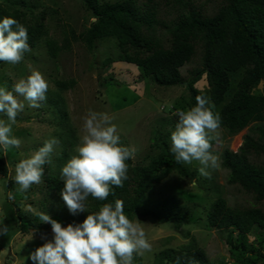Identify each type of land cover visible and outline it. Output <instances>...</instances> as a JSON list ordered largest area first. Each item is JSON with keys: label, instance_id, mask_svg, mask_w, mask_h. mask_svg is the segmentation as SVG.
Segmentation results:
<instances>
[{"label": "trees", "instance_id": "16d2710c", "mask_svg": "<svg viewBox=\"0 0 264 264\" xmlns=\"http://www.w3.org/2000/svg\"><path fill=\"white\" fill-rule=\"evenodd\" d=\"M83 2L98 22L91 20L81 32L64 25L61 41L49 36L48 26L43 21L44 13L29 18L16 5L0 3V19L10 16L23 24L28 29L30 49L44 44L52 59L70 50L76 42H81L92 52L98 41L114 39L112 51L104 59L105 66L119 62L132 64L162 87H184L188 108L195 106L198 95L209 98L215 105V112L221 116V127L230 138L248 128L237 151L226 146L221 153L226 184L242 194L243 200L231 203L226 195L218 192L209 206L207 221L211 227L225 232L229 256L235 264H264V0ZM186 65L190 68L184 73L182 68ZM203 79L209 89L208 96L198 84ZM75 84L74 78L55 79L57 90L46 93V99L58 114L57 133L64 147L56 159L58 167L53 168V172L50 169L46 177L47 187L61 199L60 209L52 219L65 227L69 223H82L102 204H114L116 199H121L125 214L133 221L138 217H151L158 223H172L180 228L193 217L194 208L183 204L177 194L164 197L152 210L143 208L150 187L172 173L182 179L199 176L198 169L175 161L170 150L171 131L165 135L160 130L154 131L152 145L158 153L147 165H134L132 158L126 161L128 179L123 182V187L113 186V194L107 200L89 196V213L72 215L69 212L60 194L64 185L58 170L70 159L76 144L63 95ZM261 85L262 91L257 92ZM172 122L176 126L177 115ZM0 160L4 164L3 159ZM1 173L5 178L9 176L5 164ZM12 182L8 181L9 184ZM15 198L20 196L15 195ZM5 213L8 227L7 235L3 236L5 241H9L18 229L28 232L39 220L36 215L32 221L30 214L23 210L16 213L9 202L5 203ZM257 229L260 231L251 245L248 236ZM186 236L189 237L190 232ZM171 239L167 237L165 247L155 253V264H212L207 250L194 236L178 247L168 246ZM133 264H144L143 258L134 254Z\"/></svg>", "mask_w": 264, "mask_h": 264}, {"label": "rangeland", "instance_id": "374dc122", "mask_svg": "<svg viewBox=\"0 0 264 264\" xmlns=\"http://www.w3.org/2000/svg\"><path fill=\"white\" fill-rule=\"evenodd\" d=\"M0 3L16 5L25 11L29 18L44 13L43 21L48 26L49 36L59 41L64 37V25H70L77 32H81L89 26L93 18L83 0H0ZM114 43V39L100 40L96 49L90 52L81 42H76L70 50L62 52L56 59L49 56L46 46L42 44L26 53L19 64L12 65L0 61V87L12 91L15 83L26 79L34 70L44 75L49 83L48 90H57L55 79H76L75 86L63 92L68 104L70 123L76 135L72 155L76 154L74 150L84 134V117L91 109L97 113L108 114L117 127L120 144L136 149L133 164L147 165L151 157L158 153V149L152 145L154 131L160 130L164 135L174 131L176 126L172 121L176 113L181 108L189 109L184 100L185 88L162 87L151 81L140 67L132 64L119 62L105 66L104 59L112 51ZM189 68L190 65H186L182 71L186 73ZM198 84L208 96L209 89L205 79ZM261 91L262 85L257 89V92ZM14 95L24 104V109L18 114L17 123L12 128V135L20 140V146L7 150L0 147V158L3 159L9 175L5 178L1 173L4 164L0 160V224L4 225L6 202L13 206L16 213L23 210L30 214L32 221L40 212L54 218L61 206L60 197L47 187L46 179L49 170L53 172L58 167L56 159L64 148L57 133L58 114L47 99L40 102L39 108H32L23 97L15 93ZM213 111L215 112L214 109ZM0 119L7 120V117L0 113ZM247 132L248 128L230 138L220 127L217 133L210 134L218 135V139L211 141V152L219 157L220 164L217 169H208L210 178L199 173L196 178L182 179L172 173L162 182L150 187L143 202L144 209L151 210L164 197L177 194L183 204L194 208V214L180 228H176L172 223H158L151 217L136 218L134 221L141 225L152 244V251L141 256L144 264H155V253L165 247L164 240L167 237H172L168 246L178 247L187 243L190 236H194L200 246L207 250L212 264H235L229 256L225 232L208 224L207 213L218 192L226 195L231 203L243 200L242 194L226 184V171L221 166V153L226 146L237 151ZM52 138H56L59 143L54 147L52 164L43 166L42 182L32 185L26 192L20 191V186L15 182L16 164L30 157L45 141ZM169 141L171 142L170 137ZM189 165L192 169L201 167L198 161ZM9 180L13 182L9 184ZM9 192L14 197L19 195L20 198L7 199ZM34 224L38 226L33 225L26 233L19 229L15 231L9 241L4 240V235L0 236V264H33L30 253L53 239L49 223L37 220ZM259 231L257 229L248 236L251 245ZM187 232H190L189 237L186 236Z\"/></svg>", "mask_w": 264, "mask_h": 264}, {"label": "clouds", "instance_id": "9594fccd", "mask_svg": "<svg viewBox=\"0 0 264 264\" xmlns=\"http://www.w3.org/2000/svg\"><path fill=\"white\" fill-rule=\"evenodd\" d=\"M92 22H98L96 17ZM28 29L16 19L5 16L0 19V61L16 65L30 52ZM49 83L44 75L34 70L26 79L14 84L13 90L0 87V147L7 150L19 147L20 140L12 135L13 125L24 104L23 97L32 108H39L46 100ZM195 106L176 113L178 122L171 132V152L179 164L198 161L201 176L210 178L208 169L219 168V157L211 152V141L218 139L221 116L214 112L210 99L196 96ZM84 134L75 148V155L62 166L63 181L61 197L72 215L88 212V198L105 201L112 187H123L128 179L127 160L135 158L136 149L120 144L117 127L106 113L89 110L84 117ZM59 141L52 138L30 157L15 166V182L20 191L26 192L32 185H39L44 175L43 166L52 164L54 147ZM7 199H15L7 193ZM89 213V212H88ZM39 220L49 223L53 239L46 241L30 253L33 264H133L134 254L143 256L152 251L144 229L130 219L124 211V202L116 199L114 204L104 203L98 211L89 213L82 223H69L66 227L44 212L37 213ZM7 225L0 224V236L7 235Z\"/></svg>", "mask_w": 264, "mask_h": 264}, {"label": "bare ground", "instance_id": "6f19581e", "mask_svg": "<svg viewBox=\"0 0 264 264\" xmlns=\"http://www.w3.org/2000/svg\"><path fill=\"white\" fill-rule=\"evenodd\" d=\"M10 88V87H9ZM18 198V197H17ZM152 210V209H151Z\"/></svg>", "mask_w": 264, "mask_h": 264}, {"label": "water", "instance_id": "95a60500", "mask_svg": "<svg viewBox=\"0 0 264 264\" xmlns=\"http://www.w3.org/2000/svg\"><path fill=\"white\" fill-rule=\"evenodd\" d=\"M184 84H186V83H184Z\"/></svg>", "mask_w": 264, "mask_h": 264}]
</instances>
